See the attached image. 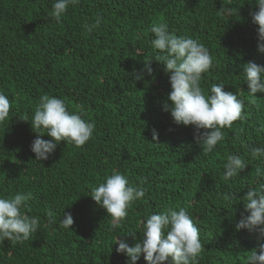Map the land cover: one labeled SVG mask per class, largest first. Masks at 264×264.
<instances>
[{"label":"trees","instance_id":"trees-1","mask_svg":"<svg viewBox=\"0 0 264 264\" xmlns=\"http://www.w3.org/2000/svg\"><path fill=\"white\" fill-rule=\"evenodd\" d=\"M53 2L0 0V91L11 102L8 120L0 123V195L30 193L27 214L40 218L29 240L0 243V264H125L115 237L134 246L144 214L169 204L186 209L199 227V264H245L264 242L235 229L248 188L264 183L255 173L264 162L245 147L264 145V131H257L264 128V93L250 96L241 75L249 61L264 65L250 16L255 0H79L59 22L50 17ZM224 7L234 11L225 14ZM96 16L102 23L89 33L84 25ZM161 22L208 48L215 66L204 74L203 87L223 83L245 102L246 119L225 128L224 141L211 153L195 143L192 126L175 125L162 110L170 85L161 63L153 59L152 75L135 80L134 70L139 74L156 54L150 29ZM44 94L64 99L95 131L82 147L61 141L47 160L36 161L30 117ZM237 133L240 140H234ZM229 153L249 164L225 182ZM113 170L130 185L146 180L149 189L114 230L111 217L88 196ZM228 193L235 198L225 201ZM65 213L74 220L68 230L59 227ZM137 264H147L143 255Z\"/></svg>","mask_w":264,"mask_h":264},{"label":"clouds","instance_id":"clouds-1","mask_svg":"<svg viewBox=\"0 0 264 264\" xmlns=\"http://www.w3.org/2000/svg\"><path fill=\"white\" fill-rule=\"evenodd\" d=\"M78 3L79 0H54L50 17L59 22L69 7ZM255 8L257 10L250 12L251 22L258 26L257 51L264 54V0H255ZM221 11L231 14L234 10L224 7ZM102 20L101 16H96L84 25L85 30L93 32L100 27ZM150 32V43L156 54L143 62L139 74L134 70L135 80L143 79L145 74L152 75L153 59L161 63L170 85L162 110L170 114L175 125L192 126L195 143L203 146L204 153L213 152L225 139L223 130L231 128L235 121L246 119L244 100L233 91H225L223 83H212L207 88L202 86L204 74L215 65L208 48L199 40L188 35L177 36L163 22L154 24ZM134 53L142 55L143 50L137 48ZM241 75L250 96L264 93V65L249 61L243 66ZM10 109L8 96L0 91V123L8 120ZM23 120L29 121V118ZM30 123L37 133L30 144L36 161L47 160L61 141L82 147L95 131V124L83 119L82 113L69 111L64 99L49 94L40 97ZM257 131H264V128ZM45 134L51 139H43ZM158 135L153 128L152 139L157 140ZM234 140H240L239 133ZM240 142L243 144V141ZM245 147L253 159L264 162V145L257 147L249 144ZM248 164L240 154L229 153L223 163L222 179L227 182L239 176ZM255 173L257 177H264V167L257 166ZM148 191L146 180L130 185L125 175L113 170L91 187L88 196L111 217V228L114 230L128 216L133 203L144 198ZM31 198L30 193L20 192L9 197L0 195V243L5 240L23 243L37 232L40 218L27 214L30 210L27 202ZM233 198L229 193L223 195L225 201ZM243 201L244 210L235 224L236 231L246 229L249 233H256L258 240L264 241V183L249 187ZM46 216L50 225L56 223L51 210H46ZM73 223L71 213H65L59 227L68 230ZM140 233L142 237L134 246H129L121 236L115 237L114 244L118 245L115 251L126 256L125 264H137L142 255L147 264H199L198 258L204 247L200 229L186 209L177 210L169 204L159 212H146L140 221ZM245 264H264V242L258 244V249L249 252Z\"/></svg>","mask_w":264,"mask_h":264}]
</instances>
